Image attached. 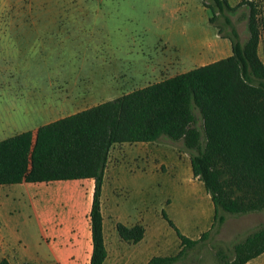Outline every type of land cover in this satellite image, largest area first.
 Here are the masks:
<instances>
[{
  "label": "trees",
  "instance_id": "trees-1",
  "mask_svg": "<svg viewBox=\"0 0 264 264\" xmlns=\"http://www.w3.org/2000/svg\"><path fill=\"white\" fill-rule=\"evenodd\" d=\"M202 0L213 16L218 11L248 5L250 37L242 44L233 30L232 54L160 82L131 91L65 118L0 141V185L53 183L92 179L95 181L90 212L93 255L91 264H104L107 257L103 235L101 196L111 149L117 144L153 143L162 136L187 141L195 148L199 133L192 129L194 109L203 119L206 151L191 154L193 173L205 185L215 205V221L225 220L219 210L253 212L264 209V65L258 56L264 37V0H242L232 8L228 0ZM227 39V37H223ZM217 155L234 177L236 186L250 190L233 197L231 185L220 181L213 165ZM248 196V197H245ZM176 231L181 251L172 257H156L149 264L171 263L183 247L195 243ZM214 221V223H215ZM120 237L138 243L146 229L139 224H117ZM264 254V228L250 235L235 249L231 264H247ZM0 264H10L3 260Z\"/></svg>",
  "mask_w": 264,
  "mask_h": 264
},
{
  "label": "crops",
  "instance_id": "crops-1",
  "mask_svg": "<svg viewBox=\"0 0 264 264\" xmlns=\"http://www.w3.org/2000/svg\"><path fill=\"white\" fill-rule=\"evenodd\" d=\"M93 20L60 14L11 17L10 24L20 27L15 37L22 57L21 70L26 71H19L23 82L0 87V141L23 132H35L43 125L92 107L80 108L84 104L95 106L129 93L124 92L130 84L124 70L120 67L114 69L106 60L96 57L98 40L96 27L91 26L93 22L96 24ZM167 162L172 165L169 175L159 173L160 165ZM146 164L153 171L145 172ZM177 178L188 182L192 190L203 192L199 221L207 218L211 211L214 224L215 205L204 183L194 175L191 157L176 154L173 148L167 149L155 142L117 144L111 149L101 196L107 251L104 264H149L156 257L179 254V237V242L174 245L166 240L172 236L167 225L172 227L163 212L180 230L166 211L172 199H167L163 211L162 204L157 210L155 202L157 186L178 184ZM78 182L87 185V209L84 211L82 200L71 191L67 198L68 207L76 209V219L72 220L73 213L68 215L64 211L66 222L62 214L61 219L55 216L34 224L29 217L35 210L30 209V213H26V208L19 209V196L31 198V186L60 183L56 189L59 193L63 188L77 186ZM53 183L0 185V262L91 264L90 212L95 181ZM118 223L128 227L143 225L145 237L138 243L124 241L117 231ZM188 223L195 226L193 219L187 220L185 225ZM202 224L205 228L206 223ZM180 232L191 240H197Z\"/></svg>",
  "mask_w": 264,
  "mask_h": 264
},
{
  "label": "rangeland",
  "instance_id": "rangeland-1",
  "mask_svg": "<svg viewBox=\"0 0 264 264\" xmlns=\"http://www.w3.org/2000/svg\"><path fill=\"white\" fill-rule=\"evenodd\" d=\"M241 1L228 0L232 8L238 6ZM207 2L212 4L213 1ZM58 14L94 18L96 24L93 22L91 26L96 27V57L103 58L114 69L122 68L129 76L130 87L124 90L125 93L229 57L232 47L228 38L233 36L232 28L239 35L242 44L250 37L248 5L234 10L225 8L223 12L218 11L210 23L209 19L213 14L204 7L202 0H0V87L23 82L19 71H26L21 70L22 57L15 37L20 27L10 24L11 17ZM258 56L264 65V37L259 44ZM260 105L264 107V103ZM89 106L94 104H84L80 108ZM194 114L196 120L192 129L199 133L195 148L190 150L186 147L187 141H172L167 136H162L155 143L167 149L171 147L176 154L186 158L191 157V154L199 155L206 151L207 138L203 119L197 109H194ZM212 156L213 165L220 170L219 180L232 186L230 196L240 194L238 190L250 192L247 188L236 186L232 172L217 155ZM171 169L172 165L167 162L160 165L158 172L169 175ZM151 171L153 169L146 164L145 172ZM182 171L185 172V169ZM177 179L178 184L173 182L167 186H157L156 207L158 210L162 204V211L165 210L166 201L171 198L172 204L166 210L167 213L185 235L196 237L197 240L183 247L177 260L167 264H231L235 260L237 246L264 228V209L239 213L219 210L218 216L224 215L225 220L220 223L217 218L214 224L210 211L202 221L206 223L204 228L199 221L203 192L192 190L188 182ZM58 185L60 183L31 186V198L19 196V209L26 208V213H30V209L35 210L29 217L34 224L41 220L53 219L55 216L61 219L64 211L68 215L73 213V220L77 215L76 209L68 207L67 199L72 191L82 200L86 211L85 182H78L77 186L72 188H63L59 193L56 190ZM251 194L263 195L264 192L254 191ZM161 219L167 225L163 218ZM186 219L188 222L193 219L195 226L193 227L192 223L186 226ZM63 220L66 222L65 214ZM167 228L172 235L166 238L167 242L171 245L179 242L175 230L168 225ZM247 264H264V254Z\"/></svg>",
  "mask_w": 264,
  "mask_h": 264
}]
</instances>
